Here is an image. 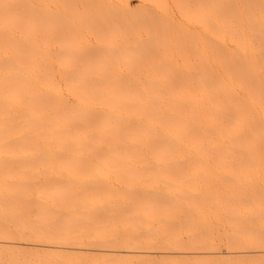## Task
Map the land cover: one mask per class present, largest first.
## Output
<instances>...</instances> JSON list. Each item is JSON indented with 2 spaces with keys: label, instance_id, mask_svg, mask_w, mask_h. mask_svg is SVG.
I'll use <instances>...</instances> for the list:
<instances>
[{
  "label": "bare ground",
  "instance_id": "obj_1",
  "mask_svg": "<svg viewBox=\"0 0 264 264\" xmlns=\"http://www.w3.org/2000/svg\"><path fill=\"white\" fill-rule=\"evenodd\" d=\"M49 12L48 0H0V264H32L5 250L137 253L81 248L56 221L37 230L51 212L70 214L63 202L79 180L69 174L264 170V0H219L187 76L172 75L185 59L167 53L85 59L62 43L49 57Z\"/></svg>",
  "mask_w": 264,
  "mask_h": 264
},
{
  "label": "rangeland",
  "instance_id": "obj_2",
  "mask_svg": "<svg viewBox=\"0 0 264 264\" xmlns=\"http://www.w3.org/2000/svg\"><path fill=\"white\" fill-rule=\"evenodd\" d=\"M128 1L129 7L121 0H48L49 57L62 43L69 52L76 44L74 54L85 59L106 51L114 59L137 61L167 53L182 60L189 57L193 63L182 61L185 71L174 70L172 75L195 74L194 50L204 48L207 14L217 12L219 0ZM56 5L68 8L65 18ZM75 5L83 7L79 13L71 10ZM176 27L183 28L177 31L179 37ZM66 34L68 42L63 39ZM119 71L128 73L124 68ZM32 170L38 178L37 167ZM69 175L79 180L63 202L70 214L59 218L51 212L49 221L37 230L47 231L56 221L68 241L81 248L132 246L139 248L137 253L5 250L4 254L32 264H264V254L256 253L264 250V170Z\"/></svg>",
  "mask_w": 264,
  "mask_h": 264
}]
</instances>
